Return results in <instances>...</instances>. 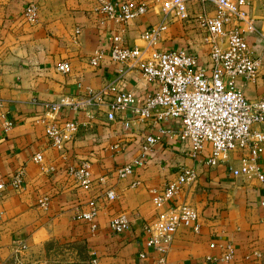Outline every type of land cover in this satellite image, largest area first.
I'll use <instances>...</instances> for the list:
<instances>
[{"label":"crops","instance_id":"obj_1","mask_svg":"<svg viewBox=\"0 0 264 264\" xmlns=\"http://www.w3.org/2000/svg\"><path fill=\"white\" fill-rule=\"evenodd\" d=\"M241 1L239 9L254 31L247 32L244 22L237 27L259 66L253 78L235 84L252 100L264 96V0ZM29 3L36 8L33 24L22 17ZM158 20L151 10L131 22L123 30L126 43L140 42V33ZM184 23L161 33L157 48L186 49L190 42L184 35L192 26ZM118 28L97 12L95 0H0V264H153L156 253L141 243V220L160 210L151 203L150 190H160L166 177L156 167L135 169L122 179L110 173L136 157V144L148 128L133 124L132 137L121 139L122 149L113 154L102 147L119 124L105 123L103 112L82 121L74 141L62 150L44 136V127L55 120L81 119L75 102L88 91L106 84L135 98L149 91L134 69L108 61L107 39ZM197 37L195 45L201 42ZM60 63L68 65V73L56 70ZM51 106L57 109L51 112ZM173 147L163 137L152 154L162 165L193 166L183 156H170ZM260 158L262 183L232 179L221 164L204 167L177 195L196 209L200 227L197 233L178 228L165 264H264V152ZM82 162L91 181L86 188L71 175ZM169 172L172 178L175 168ZM15 176L17 188L11 185ZM134 179L142 183L130 187ZM109 189L112 201L105 198ZM89 210L95 211L91 224L78 219ZM118 214L126 215L129 229L113 235L107 222Z\"/></svg>","mask_w":264,"mask_h":264},{"label":"built area","instance_id":"obj_2","mask_svg":"<svg viewBox=\"0 0 264 264\" xmlns=\"http://www.w3.org/2000/svg\"><path fill=\"white\" fill-rule=\"evenodd\" d=\"M241 4V0H95L97 12L119 27L107 39L108 61L134 69L149 85V91L135 98L131 92L106 84L97 91L86 92L75 102L80 120H55L44 127V136L51 147L62 150L65 144L74 141L86 118L103 112L105 123L119 124L118 132H113V140L103 143L102 150L109 154L122 149L121 139L132 137L133 124L148 128L136 144V157L114 166L110 173L122 179L132 176L135 169L147 171L156 167L166 177L160 190H150V201L160 210L141 220L144 237L141 243L156 253L153 264H165L178 228L198 232L200 219L196 209L178 201L177 195L195 183L204 167L222 164L232 179L263 181L259 160L264 152V96L249 100L235 84L239 78H253L259 66L237 27V23L244 22L247 32L254 31L239 9ZM151 10H155L159 20L140 33L142 45L127 44L123 30ZM22 17L27 23H35V6L29 3ZM182 22L196 28L203 36L200 44L206 49L204 57L189 49L157 48L160 34ZM98 56L99 53L96 58ZM89 61L92 65L96 63V59ZM56 70L66 74L69 67L60 63ZM101 107L106 111L100 110ZM56 109V106L50 107L51 112ZM163 137L175 146L170 156H183L193 162V166L177 168L171 161L162 165L152 152ZM32 159L41 163L40 155ZM87 167V162H82L71 173L83 188L91 182ZM174 168V176L170 178L169 170ZM96 180L101 182L102 178ZM19 183V177L12 178V186L17 188ZM141 183L134 179L129 186L137 187ZM2 190L0 184V192ZM114 197L111 189L105 192L107 201ZM94 217L95 211L89 210L78 219L91 224ZM107 229L113 235L128 231L126 215L111 217ZM223 258L228 259V256Z\"/></svg>","mask_w":264,"mask_h":264},{"label":"rangeland","instance_id":"obj_3","mask_svg":"<svg viewBox=\"0 0 264 264\" xmlns=\"http://www.w3.org/2000/svg\"><path fill=\"white\" fill-rule=\"evenodd\" d=\"M183 25H187L186 23H184ZM194 29H196V28H192V30H194ZM192 30H188V31H191V32H189V34L188 35H184V37H188L187 38V42H190L189 44H187V46H186V49H189V50H191V51H193V52H196V54L200 57V58H202V57H204L205 56V53H206V49L205 48H203V46L198 42V44H194V41L192 42V40L194 39V35H200V32L197 30L196 32H195V34L192 32ZM179 31H182V32H184V33H186L187 31L186 30H179ZM182 38V37H181ZM193 38V39H192ZM200 38H203V36L201 37V35L199 36V37H197V39H200ZM138 46H141L142 45V43L141 42H137L136 43Z\"/></svg>","mask_w":264,"mask_h":264}]
</instances>
